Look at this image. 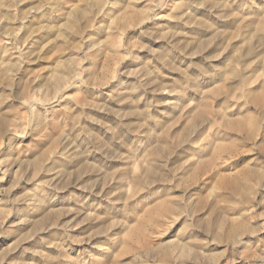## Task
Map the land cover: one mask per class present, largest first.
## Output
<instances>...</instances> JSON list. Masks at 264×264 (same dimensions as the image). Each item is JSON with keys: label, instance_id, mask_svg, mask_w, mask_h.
<instances>
[{"label": "rangeland", "instance_id": "374dc122", "mask_svg": "<svg viewBox=\"0 0 264 264\" xmlns=\"http://www.w3.org/2000/svg\"><path fill=\"white\" fill-rule=\"evenodd\" d=\"M0 264H264V0H0Z\"/></svg>", "mask_w": 264, "mask_h": 264}]
</instances>
